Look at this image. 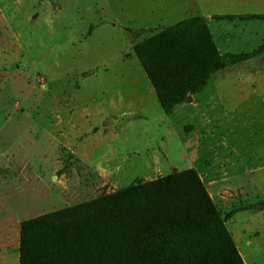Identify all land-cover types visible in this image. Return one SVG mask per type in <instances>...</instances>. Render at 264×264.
<instances>
[{"label":"rangeland","instance_id":"374dc122","mask_svg":"<svg viewBox=\"0 0 264 264\" xmlns=\"http://www.w3.org/2000/svg\"><path fill=\"white\" fill-rule=\"evenodd\" d=\"M264 0H0V264L22 220L195 168L245 264H264V52L160 107L132 46L207 20L222 55L264 43ZM111 121V123H110Z\"/></svg>","mask_w":264,"mask_h":264},{"label":"trees","instance_id":"16d2710c","mask_svg":"<svg viewBox=\"0 0 264 264\" xmlns=\"http://www.w3.org/2000/svg\"><path fill=\"white\" fill-rule=\"evenodd\" d=\"M215 20H264V15H213ZM132 51L166 115L195 96L212 75L264 52L222 55L208 22L194 15L157 28ZM224 216L195 168L135 184L22 220L19 264H245Z\"/></svg>","mask_w":264,"mask_h":264},{"label":"water","instance_id":"95a60500","mask_svg":"<svg viewBox=\"0 0 264 264\" xmlns=\"http://www.w3.org/2000/svg\"><path fill=\"white\" fill-rule=\"evenodd\" d=\"M209 19V17H207L205 20L207 21ZM193 100V96L192 95H187V97L183 100L182 104H181V107L184 106V105H187L189 103H191ZM111 123V121H110Z\"/></svg>","mask_w":264,"mask_h":264},{"label":"crops","instance_id":"0c3cea01","mask_svg":"<svg viewBox=\"0 0 264 264\" xmlns=\"http://www.w3.org/2000/svg\"><path fill=\"white\" fill-rule=\"evenodd\" d=\"M219 50V49H218ZM219 52H220V50H219Z\"/></svg>","mask_w":264,"mask_h":264}]
</instances>
